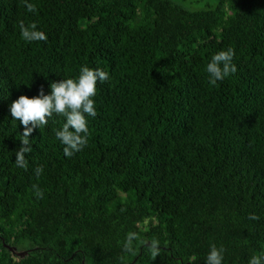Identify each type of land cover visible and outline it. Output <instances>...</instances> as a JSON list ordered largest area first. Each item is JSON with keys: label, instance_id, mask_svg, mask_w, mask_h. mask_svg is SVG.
<instances>
[{"label": "trees", "instance_id": "trees-1", "mask_svg": "<svg viewBox=\"0 0 264 264\" xmlns=\"http://www.w3.org/2000/svg\"><path fill=\"white\" fill-rule=\"evenodd\" d=\"M30 2L0 0V264H205L212 243L223 264L264 255V0ZM21 20L48 40L25 42ZM228 48L237 72L211 86L206 65ZM85 65L109 73L87 146L65 156L53 115L16 167L11 103Z\"/></svg>", "mask_w": 264, "mask_h": 264}, {"label": "clouds", "instance_id": "clouds-1", "mask_svg": "<svg viewBox=\"0 0 264 264\" xmlns=\"http://www.w3.org/2000/svg\"><path fill=\"white\" fill-rule=\"evenodd\" d=\"M24 6L28 12H36V5L30 0H23ZM20 35L25 42H46L47 34L38 28L37 23L32 22L28 25L23 20L19 22ZM235 51L232 48L221 50L214 54L206 65V72L209 78V84L216 86L218 82L223 81L231 74L237 72V65L233 63ZM109 73L103 69H92L88 66H82L78 78H67L60 81H54L50 84L51 93L45 95L43 88L40 94L35 97L21 95L10 105V113L13 120L19 121L24 128L21 134V147L16 151L15 165L24 170L28 169V160L26 153L32 151L30 135L39 127L43 129L48 125L49 118L53 115H59L65 118L62 128L55 130V136L64 146L65 156L72 157L75 153L83 150L88 143L89 127L88 117L97 115L94 97L97 94V82H107ZM43 166H37L34 169L37 178L43 172ZM37 198L43 197V191L38 185H32ZM256 221L259 217L256 214H250L248 217ZM139 235L136 232H129L125 238L122 250L125 253L135 252L133 241H138ZM144 246L149 250L153 259L160 255V241L152 239L144 241ZM226 249L212 243L205 258V264H223ZM123 259V257H122ZM248 264H264V255H252Z\"/></svg>", "mask_w": 264, "mask_h": 264}, {"label": "rangeland", "instance_id": "rangeland-1", "mask_svg": "<svg viewBox=\"0 0 264 264\" xmlns=\"http://www.w3.org/2000/svg\"><path fill=\"white\" fill-rule=\"evenodd\" d=\"M175 1L182 3L183 5L189 7L192 10H201L203 8L202 3L204 0H175Z\"/></svg>", "mask_w": 264, "mask_h": 264}]
</instances>
